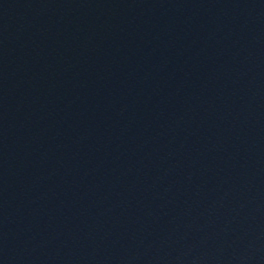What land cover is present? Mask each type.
Here are the masks:
<instances>
[{
	"label": "water",
	"instance_id": "obj_1",
	"mask_svg": "<svg viewBox=\"0 0 264 264\" xmlns=\"http://www.w3.org/2000/svg\"><path fill=\"white\" fill-rule=\"evenodd\" d=\"M0 264H264V0H0Z\"/></svg>",
	"mask_w": 264,
	"mask_h": 264
}]
</instances>
